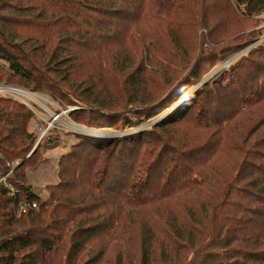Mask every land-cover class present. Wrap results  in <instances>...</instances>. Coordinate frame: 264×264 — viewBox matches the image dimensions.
Here are the masks:
<instances>
[{
  "label": "trees",
  "instance_id": "16d2710c",
  "mask_svg": "<svg viewBox=\"0 0 264 264\" xmlns=\"http://www.w3.org/2000/svg\"><path fill=\"white\" fill-rule=\"evenodd\" d=\"M236 11L261 17L264 0H0V85L70 97L76 123L138 127L164 100L146 74L200 82L239 46L220 37L239 33ZM200 40L222 48L192 66ZM34 118L0 97V264H264V46L178 121L103 147L78 138L46 199L29 173L54 142L34 149ZM26 203L39 209L20 215Z\"/></svg>",
  "mask_w": 264,
  "mask_h": 264
},
{
  "label": "rangeland",
  "instance_id": "374dc122",
  "mask_svg": "<svg viewBox=\"0 0 264 264\" xmlns=\"http://www.w3.org/2000/svg\"><path fill=\"white\" fill-rule=\"evenodd\" d=\"M233 16L242 21H239V33L237 36L225 34L224 36L220 37L223 39H228L225 41V45L222 47L227 45L239 46L233 53L223 58L220 62L219 59H217L215 62L206 63L205 75L200 82L192 85L191 80H188L190 77V71L179 70L176 66H171L170 68L166 69V74L159 72L154 73L153 75L151 72L150 74H146L148 83L146 88L148 92H161L160 94L162 95H159V97L163 98L164 100L160 102L155 108H149L148 110L141 112L145 113L147 122L138 127L126 129L122 126L121 128H116L105 125L102 128H98L93 124L76 123L70 118V113L80 110V108L77 102L72 101L70 97L64 98L62 100L60 98L54 100L50 96L40 94L35 95V97L22 87L13 85H9L8 87H15L13 90L17 91L22 89L25 92L17 93L14 91L13 93L12 91H9V89H3L5 91V97L10 96L22 103L25 102L27 107L32 110L35 118L30 124V132L37 135L39 134L37 127L45 131L50 125L49 132H51V134L48 132L45 137L49 134L50 136H48L47 140L51 139L54 143H49V146L44 148L45 152L43 154L42 163L38 168L32 170L29 173V184L32 190L36 194L41 195L43 199L47 198V189L58 182L59 159L70 151L72 145L78 142V138H86L96 145L103 147L105 145L111 144L112 142L121 140L124 137H128L130 139L138 138L145 130H153L157 125L164 123L169 124L174 121H178L182 116H184L190 105L195 100L198 91H200L204 86L213 87L216 83H220L225 76V72L230 71L229 69L228 71L224 72H216V69H218L219 65H221L233 55H239L237 59L240 61L258 49L256 43L260 38L258 39L257 37V40L255 39L251 41L253 37L251 38L250 34L261 30L262 25L255 27L250 21L258 20L264 22V14L258 18L251 17L250 21H246V16H244L241 12L233 13ZM204 33L207 34L206 32ZM206 44L207 43L203 44L200 40L192 66L195 64L201 51H203V53L211 51L212 49L220 51L222 48L221 46ZM2 64L3 62L0 60V65ZM156 86L161 89L156 90ZM132 111V108L128 109L126 115L133 116L134 114ZM100 118H102V116H100ZM51 124H53V126ZM35 148L36 146L34 149Z\"/></svg>",
  "mask_w": 264,
  "mask_h": 264
},
{
  "label": "built area",
  "instance_id": "2783aa9c",
  "mask_svg": "<svg viewBox=\"0 0 264 264\" xmlns=\"http://www.w3.org/2000/svg\"><path fill=\"white\" fill-rule=\"evenodd\" d=\"M261 28L264 29V24H263V26ZM256 46H258V47L264 46V35L258 40V42L256 43ZM238 56L239 55H233L232 57L228 58L221 65L218 66V69H216V72L228 71L230 69V67L233 66L238 61V59H237ZM8 86L9 85H7V86H0V97H5V95H4L5 94V91L3 89H6V90L9 89V91H12L13 93H14V91L17 92V93L25 92L24 90L19 89V88H17V89H19L20 91L13 90V88H15V87H8ZM31 94H32V96L37 95V93H31ZM24 104H25V102H24ZM51 125L53 126V124H51ZM49 128H50V125L46 128L45 131H43V129L37 127V130H38V133L39 134H37L38 135V140H37L36 147L41 144L42 140L45 138V135L50 131ZM17 165H18V162H15L14 163V167H16ZM1 186H7V176H4V175H2L0 173V187ZM17 194H18V192L15 189H11V192L9 193V196L15 198ZM38 209H39V207H38L37 203H26V204H22L19 207V214L20 215L21 214H26L29 211H37Z\"/></svg>",
  "mask_w": 264,
  "mask_h": 264
}]
</instances>
